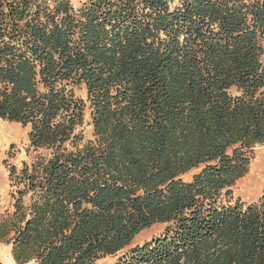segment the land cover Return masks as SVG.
<instances>
[{"label": "trees", "instance_id": "obj_1", "mask_svg": "<svg viewBox=\"0 0 264 264\" xmlns=\"http://www.w3.org/2000/svg\"><path fill=\"white\" fill-rule=\"evenodd\" d=\"M263 55L264 0H0V119L34 153L8 166L14 262L264 264V189L230 203L264 144Z\"/></svg>", "mask_w": 264, "mask_h": 264}, {"label": "rangeland", "instance_id": "obj_2", "mask_svg": "<svg viewBox=\"0 0 264 264\" xmlns=\"http://www.w3.org/2000/svg\"><path fill=\"white\" fill-rule=\"evenodd\" d=\"M70 1L74 7H78L82 2L86 0ZM76 93L78 97L85 100L86 97L83 88H78ZM81 129L84 137L87 139L90 138L91 125L88 107L85 108L84 123ZM27 147L28 141L26 136V129L21 127V125L18 123L0 119V214H2L6 210H11L12 199L10 196L8 166L15 165L17 168H20L24 161L27 163L30 162L34 153L28 150ZM190 175L191 173H188L184 175L183 178L187 179L190 177ZM263 189L264 144H261L254 149L253 158L251 159V162L249 164L248 172L232 187V197L230 199V203H234L236 200H240L244 203L257 201ZM223 202L226 203V198ZM163 229V224H154L151 227L144 229L135 237L132 246L150 241L152 237L159 236L163 232ZM0 251V255L2 257L0 258V262H2L3 264H6V262L7 264H16L11 256L10 246L6 245L3 242H0ZM121 255L122 252H119L116 255L101 258L97 260L95 264H114L117 258ZM26 264L35 263L32 261Z\"/></svg>", "mask_w": 264, "mask_h": 264}, {"label": "bare ground", "instance_id": "obj_3", "mask_svg": "<svg viewBox=\"0 0 264 264\" xmlns=\"http://www.w3.org/2000/svg\"><path fill=\"white\" fill-rule=\"evenodd\" d=\"M262 155V154H261ZM262 158V157H261ZM261 160V159H260ZM255 165V164H254ZM257 166V165H256ZM252 167V166H251ZM263 168V167H262ZM256 169V168H255ZM251 170V169H250ZM257 171V170H256ZM255 172V171H254ZM259 172H260V170H259ZM263 172V171H262ZM258 178V177H257ZM0 253H1V251H0ZM9 257V256H8ZM0 258H2L1 257V255H0ZM6 262V261H5ZM2 263V262H1ZM3 264V263H2ZM5 264V263H4ZM6 264H7V262H6Z\"/></svg>", "mask_w": 264, "mask_h": 264}]
</instances>
